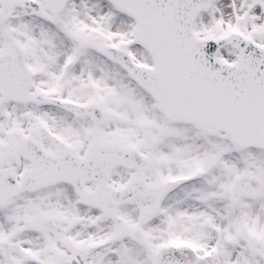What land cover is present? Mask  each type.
I'll return each instance as SVG.
<instances>
[{"label":"snow or ice","instance_id":"6c2138e0","mask_svg":"<svg viewBox=\"0 0 264 264\" xmlns=\"http://www.w3.org/2000/svg\"><path fill=\"white\" fill-rule=\"evenodd\" d=\"M0 264H264V0H0Z\"/></svg>","mask_w":264,"mask_h":264}]
</instances>
